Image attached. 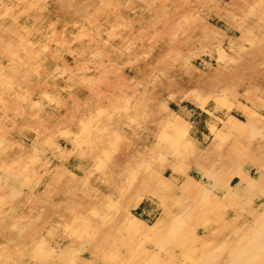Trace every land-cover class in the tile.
Wrapping results in <instances>:
<instances>
[{"label":"rangeland","instance_id":"1","mask_svg":"<svg viewBox=\"0 0 264 264\" xmlns=\"http://www.w3.org/2000/svg\"><path fill=\"white\" fill-rule=\"evenodd\" d=\"M34 1L0 0V264H264V0Z\"/></svg>","mask_w":264,"mask_h":264},{"label":"bare ground","instance_id":"2","mask_svg":"<svg viewBox=\"0 0 264 264\" xmlns=\"http://www.w3.org/2000/svg\"><path fill=\"white\" fill-rule=\"evenodd\" d=\"M35 1H36V0H35ZM35 1H34L33 3H36V2H37V1H36V2H35ZM3 41H4V40H3ZM50 41H51V40H50ZM40 43H41V42H40ZM45 44H46V43H45ZM45 44H44V45H45Z\"/></svg>","mask_w":264,"mask_h":264}]
</instances>
